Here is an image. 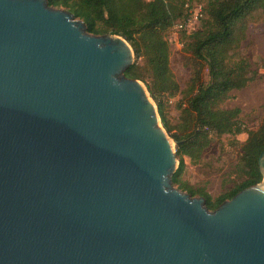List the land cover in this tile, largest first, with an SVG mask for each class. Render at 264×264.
Instances as JSON below:
<instances>
[{"label": "water", "instance_id": "obj_1", "mask_svg": "<svg viewBox=\"0 0 264 264\" xmlns=\"http://www.w3.org/2000/svg\"><path fill=\"white\" fill-rule=\"evenodd\" d=\"M131 46L47 0H0V264H264L261 181L210 211Z\"/></svg>", "mask_w": 264, "mask_h": 264}, {"label": "trees", "instance_id": "obj_2", "mask_svg": "<svg viewBox=\"0 0 264 264\" xmlns=\"http://www.w3.org/2000/svg\"><path fill=\"white\" fill-rule=\"evenodd\" d=\"M200 27L187 36L184 53L191 68L184 91L180 90L170 67L167 31L185 19L178 0H47L49 7L63 9L82 21L92 36L113 34L132 48L135 62L126 69V78L145 84L156 103L164 130L177 142L178 167L172 185L191 197H202L206 208L216 210L245 188L260 183L258 157L264 151V123L246 145L237 172L240 182L229 192L213 199L203 188L182 180L184 158L194 164L211 143V136H237L242 133L240 109L221 105L233 91L245 88L252 80L251 66L244 58L235 59V49L245 38V21L256 11L264 12V0H204ZM141 61V64L139 63ZM207 80L203 82V71ZM182 95L186 121L171 134L163 116V100Z\"/></svg>", "mask_w": 264, "mask_h": 264}, {"label": "rangeland", "instance_id": "obj_3", "mask_svg": "<svg viewBox=\"0 0 264 264\" xmlns=\"http://www.w3.org/2000/svg\"><path fill=\"white\" fill-rule=\"evenodd\" d=\"M178 2L183 3L182 11L186 13L187 17L175 22L167 31L166 40L170 49L169 59L172 73L180 90L184 91L191 74L187 60L188 55L183 51L184 44L187 42V36L200 27L201 20L204 18L205 2L204 0H178ZM186 5L189 8H186ZM199 6L201 7V17L194 20L189 11H193ZM179 24H183L182 29H178ZM245 26V38L235 49V59L244 58L247 60L251 66L252 80L242 90L233 91L230 98L221 105L223 109H240L238 118L243 131L237 136L212 135L210 145L197 163L192 164L188 158H184L185 170L182 180L195 188H203L213 199L229 192L240 182L241 178L237 169L243 152L250 140L251 133L264 123V80L260 73L261 66L264 64V12H253L246 19ZM139 63L141 64V61ZM202 80L203 82L207 80L205 70ZM141 83L146 88L145 84ZM154 104L156 105L155 102ZM162 104L164 119L167 126L171 128V134H174L178 131V127L186 121V117L182 113L184 108L182 95L166 98ZM171 139L173 140V138ZM174 187L178 189L176 185Z\"/></svg>", "mask_w": 264, "mask_h": 264}, {"label": "built area", "instance_id": "obj_4", "mask_svg": "<svg viewBox=\"0 0 264 264\" xmlns=\"http://www.w3.org/2000/svg\"><path fill=\"white\" fill-rule=\"evenodd\" d=\"M185 7L189 8L188 5H186ZM189 12L194 17V20H197L199 17H201V7L200 6L196 7L193 11L190 10ZM182 28H183V24H179L178 29H182ZM260 73L264 80V64L261 66Z\"/></svg>", "mask_w": 264, "mask_h": 264}]
</instances>
